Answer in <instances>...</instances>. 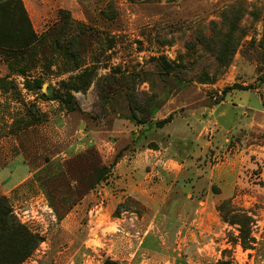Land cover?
<instances>
[{"label":"rangeland","instance_id":"1","mask_svg":"<svg viewBox=\"0 0 264 264\" xmlns=\"http://www.w3.org/2000/svg\"><path fill=\"white\" fill-rule=\"evenodd\" d=\"M23 2L37 42L0 47V197L41 238L20 264H264V0Z\"/></svg>","mask_w":264,"mask_h":264},{"label":"trees","instance_id":"2","mask_svg":"<svg viewBox=\"0 0 264 264\" xmlns=\"http://www.w3.org/2000/svg\"><path fill=\"white\" fill-rule=\"evenodd\" d=\"M38 40V35L34 30L28 11L23 0H3L0 1V47L10 49L30 48ZM38 88L42 87L41 80H36ZM237 87L236 84L227 86L224 92ZM60 98V96H58ZM67 101V100H66ZM170 114L166 118L158 121V126L162 127L172 120ZM120 154L118 153L113 161V165L118 162ZM226 200L219 204V210L222 212V219L231 224H240L239 239L242 246H250L254 238L250 237L248 227L250 218L247 215H233V218L223 214ZM232 212H235L234 208ZM231 237V235H230ZM41 238L32 233L20 222L13 214V209L5 196L0 197V264H20L28 257L33 248L38 245ZM102 264H122L120 261L108 257ZM183 264H188L184 262ZM219 264H231L230 261L222 260Z\"/></svg>","mask_w":264,"mask_h":264},{"label":"crops","instance_id":"3","mask_svg":"<svg viewBox=\"0 0 264 264\" xmlns=\"http://www.w3.org/2000/svg\"><path fill=\"white\" fill-rule=\"evenodd\" d=\"M246 150V149H245ZM154 152H156V154H158L157 153V151L155 150ZM243 152V151H242ZM245 152V151H244ZM146 154H148L147 152H146ZM147 156V155H146ZM157 162H160V159H158V161ZM157 162H156V164H157ZM177 163H179V162H177ZM182 163V162H181ZM182 164H184V163H182ZM180 166H181V164H179ZM135 192V193H134ZM140 192H142V191H135V190H133L132 192H131V196H133V197H135L136 199H138V200H140L141 202H142V199L140 198V196H142V193H140ZM130 195V194H129ZM128 195V196H129ZM136 195V196H135ZM144 204H146L145 202H144ZM148 232V231H147ZM142 244V243H141ZM144 246H146V244H144ZM184 262H187L188 264H192L191 263V261H180V262H178V264H183Z\"/></svg>","mask_w":264,"mask_h":264},{"label":"water","instance_id":"4","mask_svg":"<svg viewBox=\"0 0 264 264\" xmlns=\"http://www.w3.org/2000/svg\"><path fill=\"white\" fill-rule=\"evenodd\" d=\"M45 87H46V85L44 84V85H43V89H45Z\"/></svg>","mask_w":264,"mask_h":264}]
</instances>
